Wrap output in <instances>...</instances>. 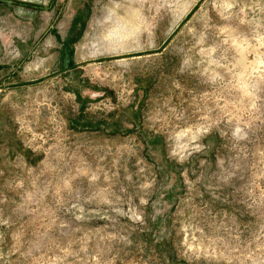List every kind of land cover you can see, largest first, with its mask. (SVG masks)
<instances>
[{
  "label": "rangeland",
  "instance_id": "374dc122",
  "mask_svg": "<svg viewBox=\"0 0 264 264\" xmlns=\"http://www.w3.org/2000/svg\"><path fill=\"white\" fill-rule=\"evenodd\" d=\"M0 264H264V0H0Z\"/></svg>",
  "mask_w": 264,
  "mask_h": 264
},
{
  "label": "water",
  "instance_id": "95a60500",
  "mask_svg": "<svg viewBox=\"0 0 264 264\" xmlns=\"http://www.w3.org/2000/svg\"><path fill=\"white\" fill-rule=\"evenodd\" d=\"M83 65H85V63H83ZM67 70H69V67H68V68L63 67V69H62L60 72L62 73V72H65V71H67Z\"/></svg>",
  "mask_w": 264,
  "mask_h": 264
},
{
  "label": "flooded vegetation",
  "instance_id": "af4514ba",
  "mask_svg": "<svg viewBox=\"0 0 264 264\" xmlns=\"http://www.w3.org/2000/svg\"><path fill=\"white\" fill-rule=\"evenodd\" d=\"M71 69H73V68H71Z\"/></svg>",
  "mask_w": 264,
  "mask_h": 264
}]
</instances>
